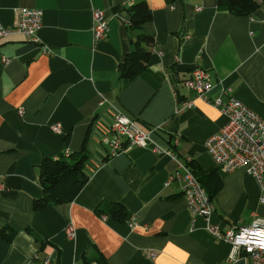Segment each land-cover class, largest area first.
Segmentation results:
<instances>
[{"label":"crops","instance_id":"0c3cea01","mask_svg":"<svg viewBox=\"0 0 264 264\" xmlns=\"http://www.w3.org/2000/svg\"><path fill=\"white\" fill-rule=\"evenodd\" d=\"M138 1L0 0L4 28H14L20 9L43 11L38 43L14 35L0 45V230L16 231L12 239L0 234V264H248L230 260L231 245L191 215L181 183L169 179L191 159L211 191L220 181L213 225L226 230L264 219L252 176L244 168L218 169L205 147L226 124L213 105L228 102L226 88L264 118V0L252 16L233 15L218 0H144L153 18L143 30L154 44L147 68L129 79L121 66L139 36L128 13ZM95 9L109 26L97 45ZM195 68L210 74L212 89L207 100L178 111L179 102L195 99L184 85ZM117 109L155 131L147 147L106 159L99 142ZM83 150L89 181L80 194L35 211L44 196L43 161ZM116 203L127 210L124 221L99 212Z\"/></svg>","mask_w":264,"mask_h":264},{"label":"built area","instance_id":"2783aa9c","mask_svg":"<svg viewBox=\"0 0 264 264\" xmlns=\"http://www.w3.org/2000/svg\"><path fill=\"white\" fill-rule=\"evenodd\" d=\"M92 14L93 39L97 45L108 38L109 26L103 11L95 9ZM42 22V10L28 8L18 10L14 28L8 29L0 25V45L3 40L14 35H19L28 42L38 43V32L42 27ZM43 52L47 55L53 54L49 47H44ZM2 61L6 64L8 59L3 57ZM184 85L195 95V99L179 102L178 111L192 108L195 106L196 99L207 100L212 89L210 74L201 68H195ZM225 94L229 96L227 103L215 101L213 105L225 116L226 124L217 134L207 140L206 150L220 170L233 172L241 168L246 169L255 180L260 190V202L264 204V118L239 100L231 87L225 89ZM19 113L23 114L21 110ZM51 128L56 134L62 132L60 124H54ZM106 128L99 142L101 149L105 150L103 153L106 159L116 157L134 147H147L155 131V129L140 125L118 109L113 122ZM179 140L180 138L175 140L176 145ZM153 151L166 153L172 158L176 156L173 151L162 150L158 146H155ZM55 159L58 160L59 156ZM190 161L191 159H188L186 164L180 165L170 176L169 182L179 181L181 183L182 194L191 215L202 217L207 223V231L216 240L231 245V261L243 259L248 264H264V219L255 218L251 224H239L226 230L213 225L211 217L216 210L215 203L187 165ZM4 190L5 185L0 178V193ZM66 233L70 239H75V226L69 224ZM148 256L155 259L156 254L149 252Z\"/></svg>","mask_w":264,"mask_h":264},{"label":"trees","instance_id":"16d2710c","mask_svg":"<svg viewBox=\"0 0 264 264\" xmlns=\"http://www.w3.org/2000/svg\"><path fill=\"white\" fill-rule=\"evenodd\" d=\"M260 3L261 0H218L220 8L236 16H252L260 7ZM128 13L130 26L139 32V36L135 41L134 51L127 56L122 64L121 72L123 77L132 79L147 68L150 60L154 38L143 29L152 21L153 16L152 10L144 0L130 5ZM87 160L88 153L85 150L77 154L61 155L58 160L55 158L44 160L40 171V183L44 190V196L34 202L35 211L49 205L73 202L89 181L85 172ZM187 165L213 199L220 187V181H217L215 191H211L206 187L203 179L197 175L193 162H189ZM99 212L117 221H124L127 216V210L121 203L113 204L107 210ZM0 234L7 239H12L16 235V231L6 226L0 230ZM100 264L106 263L101 261Z\"/></svg>","mask_w":264,"mask_h":264}]
</instances>
